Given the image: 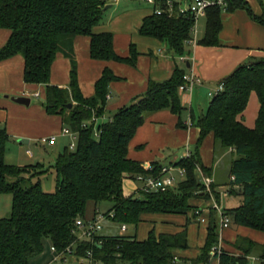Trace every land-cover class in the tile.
<instances>
[{"label":"trees","instance_id":"16d2710c","mask_svg":"<svg viewBox=\"0 0 264 264\" xmlns=\"http://www.w3.org/2000/svg\"><path fill=\"white\" fill-rule=\"evenodd\" d=\"M226 1L225 10L229 12L245 8L253 14L247 0ZM107 2L0 0V28L10 30L7 42L0 48V61L21 54L25 60L24 80L46 86L45 110L62 115L64 123L78 133L76 147L65 146L51 165L57 183L55 190L48 192L42 188L40 179L34 180L49 170L43 164L21 166L5 161L10 137L5 128H0V192L13 195L10 214L0 219V264H32L43 253L47 239L57 253H62L77 240L76 221L88 217L90 203L94 204L96 214L100 201H111L113 204L105 213L114 210L113 221L127 225H137L148 213L200 215V207L193 199H208L210 195L204 193L198 167L211 173L197 150L209 134L214 136L216 160H222L232 150L227 184L230 192L243 198L241 205L225 209V213L237 224L264 231V58L239 65L221 81L224 88L211 97L207 110L196 119L200 129L196 152L174 162L185 168L184 178L173 187L127 196L124 180L148 173L142 163L129 157V144L150 113L169 109L179 116L182 125L185 106L179 87L185 83L186 69L176 67L171 77L163 81L149 80L144 93L119 108L111 119L96 124L95 119L103 116L108 103L109 84L119 76L105 67L96 81L95 93L84 96L78 81L75 37H90V55L94 59L135 66L138 55L134 45L130 55L118 54L114 49V34L94 30L104 19ZM165 2L160 0L161 6L167 9ZM223 12L218 4L207 8L205 33L199 44L220 45ZM255 19L264 24V13L255 15ZM193 24V17L181 13L176 2L171 13L165 10L145 17L140 32L164 41L176 54L182 55L188 51ZM59 52L71 60L70 81L66 87L51 83V68ZM253 92L258 96L259 109L255 125L250 127L245 124L243 114ZM68 103H73L72 108L67 107ZM151 164L154 174H159L162 164L159 161ZM216 185L214 181V190ZM215 193L219 200L220 193ZM218 236V220L213 212L209 217L205 251L218 242ZM187 246L186 228L176 233L150 231L143 239L135 234L98 233L94 241L85 238L77 242L78 254L93 248L103 264H171L176 251ZM235 246L239 254L225 249L217 253L220 264H251L253 255L258 257L259 264H264V244L238 237ZM66 257L54 261L68 264Z\"/></svg>","mask_w":264,"mask_h":264},{"label":"crops","instance_id":"0c3cea01","mask_svg":"<svg viewBox=\"0 0 264 264\" xmlns=\"http://www.w3.org/2000/svg\"><path fill=\"white\" fill-rule=\"evenodd\" d=\"M108 2L109 6L105 9L104 19L94 27V30L96 32L111 31L114 34V49L118 54L130 55L131 45H134L138 55L135 66L127 62L94 59L90 55V37L87 35L75 37L74 54L77 60L78 81L84 96L95 93L96 81L105 67H110L119 76V79L109 84L108 103L103 116L96 124L111 119L119 108L130 104L135 97L144 93L149 80L163 81L171 77L176 67L185 68L186 72H196L201 77L202 84L197 85L192 91H180L181 101L185 106L181 114L182 125L179 124V116L169 109L148 114L129 144V157L143 165L153 161L164 164L163 161L177 149L190 147L191 151L196 152L200 132L196 119L207 110L210 102L209 100L208 105L205 106L201 99L206 95L209 96V92L214 91L218 84L239 65L264 58V24L255 19V15L264 13V0H247L253 14L245 8L232 12L224 10L220 45L199 44L198 40L201 37L197 32V43H189L188 51L182 55L176 54L164 41L140 32L144 18L154 12L153 4L147 0H108ZM183 4L185 1L180 0L179 5ZM113 5L114 7L109 9ZM203 17L206 21V15ZM9 35V29L0 28V48L7 42ZM24 64L25 60L21 54L0 61V98L11 100V95H26L43 96L45 99V84L28 83L24 80ZM70 70V58L59 52L51 68V83L62 87L68 86ZM14 104L0 102V128H5L9 137L14 133L30 141L37 137L41 139L55 135L56 140L50 145H54L63 137H69L70 142L72 141L70 135L63 133V129L69 127L64 123L62 115L50 114L44 107L32 105V98L29 105L17 102ZM258 109L259 99L253 92L243 114L245 124L250 127L255 125ZM16 123L20 124V127L17 132H14L12 125ZM68 144H64V147ZM214 144V136L209 134L197 151L203 165L210 168V176L217 183L214 191L219 192L220 197L222 194L228 197L224 206L222 199H217L216 193L215 199L224 210L237 207L241 205L243 198L238 193L230 192L227 184L230 181L231 161L226 162L227 177H222L220 169L223 161L221 158L215 159ZM205 174L209 175L206 172ZM138 187L139 183L134 177L124 180L125 195L138 194ZM235 188L238 186L235 185ZM193 203L200 207V215L194 216L192 212L189 214L148 213L143 216V221L136 225L134 234L137 238L143 239L147 238L150 231L157 234L176 233L186 228L188 246L176 251V259L171 264H220L219 256L212 251L214 245L219 243L223 249L239 254L240 250L235 246L238 237H247L258 244H264V231L237 224L231 216L230 225L223 227L221 216L213 207L211 197L193 199ZM94 210V204L90 203L87 218L95 214ZM213 212L218 220V242L209 251H205L209 217ZM202 217L205 218L204 221L201 220ZM113 223L110 227H113ZM51 244L49 240L45 242L43 253L35 257L32 264L55 263V252L52 251ZM258 261L257 256L250 257L251 264H259Z\"/></svg>","mask_w":264,"mask_h":264},{"label":"built area","instance_id":"2783aa9c","mask_svg":"<svg viewBox=\"0 0 264 264\" xmlns=\"http://www.w3.org/2000/svg\"><path fill=\"white\" fill-rule=\"evenodd\" d=\"M118 1V0H113ZM149 3L154 5V12L157 14L163 13L165 10L171 13L174 9V5L178 4V10L181 13L191 15L194 20V24L191 28L192 38L189 40V43H197V32H198V22L201 17L206 15L207 8L210 5L218 4L224 10L227 8L226 0H184L185 4L179 5L180 0H166L167 9L161 6L160 0H147ZM185 83L181 84L179 89L180 91H192L197 85L202 84L201 77L193 71L185 72L184 74ZM224 88L223 83H219L218 87L214 91L209 92V96L212 97ZM109 97V95H108ZM98 119H95L97 122ZM88 126L87 123L83 124ZM64 134L71 136L72 141L69 143L70 148H75L77 145L78 133L72 131L69 128L63 129ZM97 134V133H96ZM56 136L42 137L41 142L44 144L54 143ZM29 152V151H28ZM192 151L187 147V150L184 153L185 157H190ZM148 173L137 174L135 180L140 183L138 187L139 193H149L156 192L161 189L175 186L186 174V170L183 167L176 166L174 164H162L159 174H154V166L151 163L143 165ZM198 173L200 181L204 185V193H208L213 199V207L219 212L221 216V225L227 227L231 223V218L228 214L225 213V210L215 199V191L213 188L214 179L210 175H206L201 167H198ZM115 217V211H109L108 213L97 211V213L90 218H79L76 221L77 229L75 230L77 234V240L72 243L71 246H68L66 250L62 253H57L55 246H52L51 249L55 252L54 260L60 258L61 256L66 257L65 260H73L74 264H103V262L96 257L95 251L93 248L87 249L85 253L78 254L77 242L82 241V239H90L94 241L96 234L100 233L104 228L105 221H113ZM202 221L205 220L204 217L201 218ZM122 231L127 229V224H122ZM223 248L218 244L214 245L212 251L214 254L220 253ZM176 259V257H175Z\"/></svg>","mask_w":264,"mask_h":264},{"label":"rangeland","instance_id":"374dc122","mask_svg":"<svg viewBox=\"0 0 264 264\" xmlns=\"http://www.w3.org/2000/svg\"><path fill=\"white\" fill-rule=\"evenodd\" d=\"M110 3V2H108ZM114 7L111 6L109 9H112ZM106 17V16H105ZM205 28H206V21L205 18L202 17L200 18L199 22H198V36L202 37L204 35L205 32ZM13 96V95H11ZM32 98V105H38V107H44V97L43 96H38V97H34V96H30ZM210 96H204L201 100L202 102H204V105H208V102L210 100ZM11 99V97H10ZM0 102L1 103H8L11 105H15L13 102V100H9L8 98H0ZM38 111V110H36ZM34 115V114H33ZM20 124L16 123L13 126V130L14 132H17L19 130V126ZM1 127V126H0ZM21 139H23V137H19L17 135H15L14 133L10 136L8 142L6 143V149H5V161L9 164H14V165H30V164H37V163H41L44 165L43 168L45 169H49L46 172L36 176L34 178L35 181H37L38 179H40L41 184H42V188L45 191H54L56 188V173L53 170V168H50L52 164L55 163L57 156L59 155L60 152H62L64 150V144H68L70 143V138L69 137H63L61 139H59V141H57L54 145H50V144H44L41 142V139L39 137L37 138H33L31 139L28 143L25 142H21ZM26 139V138H25ZM61 140V141H60ZM208 143H211L210 141H208ZM69 145V144H68ZM213 147V146H212ZM190 150H192V148L189 147ZM187 150L184 148H180L177 149V151H174V153H171V155L168 153V155H170L169 157H167L163 162L164 164H174V162H177L178 160H180L181 157H183L184 155H182L183 153H185V151ZM29 151V152H28ZM173 152V151H172ZM233 152H231L230 150L224 154V158H222L221 161V176L222 177H227L228 173L226 171H228V167L227 166V161H230L231 159V155ZM172 161V162H171ZM225 172V173H224ZM139 183V182H138ZM178 184V183H177ZM176 184V185H177ZM140 185V183H139ZM175 185V186H176ZM224 189H222L223 192ZM224 193V192H223ZM136 195H139L136 194ZM228 197L225 195H221L220 199H222V204L223 206L225 205V201H227ZM12 202H13V195L11 192H0V219L3 217H6L10 214L11 209H12ZM231 201L229 199V205H230ZM112 202L111 201H100L99 202V210L102 212H106L111 206H112ZM111 223L110 221H105L104 222V228L102 229V232H104L105 234H110V233H121V234H134L135 232V228L136 225L135 224H128V229L125 231L121 230V223L115 222L113 223V227H110ZM48 242V239H47ZM35 261V260H34ZM54 264H61L59 262H55ZM68 264H74L73 260L69 259Z\"/></svg>","mask_w":264,"mask_h":264},{"label":"water","instance_id":"95a60500","mask_svg":"<svg viewBox=\"0 0 264 264\" xmlns=\"http://www.w3.org/2000/svg\"><path fill=\"white\" fill-rule=\"evenodd\" d=\"M109 5L106 6V8L108 7ZM190 65V63L188 62V66ZM11 99L17 103H20V104H24V105H29L30 102H31V97L29 96H26V95H20V96H11ZM73 106V103H68L67 104V107L68 108H72ZM21 142H25V143H28L29 140L28 139H21Z\"/></svg>","mask_w":264,"mask_h":264}]
</instances>
